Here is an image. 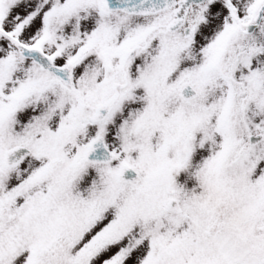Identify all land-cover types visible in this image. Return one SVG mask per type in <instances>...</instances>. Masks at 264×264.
I'll return each mask as SVG.
<instances>
[{"label": "snow or ice", "instance_id": "6c2138e0", "mask_svg": "<svg viewBox=\"0 0 264 264\" xmlns=\"http://www.w3.org/2000/svg\"><path fill=\"white\" fill-rule=\"evenodd\" d=\"M0 264H264V0H0Z\"/></svg>", "mask_w": 264, "mask_h": 264}]
</instances>
